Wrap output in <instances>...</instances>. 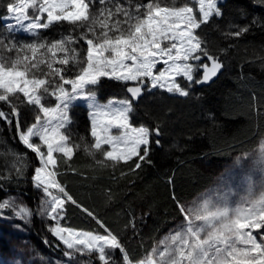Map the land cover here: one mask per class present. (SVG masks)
I'll return each mask as SVG.
<instances>
[{
  "label": "snow or ice",
  "instance_id": "6c2138e0",
  "mask_svg": "<svg viewBox=\"0 0 264 264\" xmlns=\"http://www.w3.org/2000/svg\"><path fill=\"white\" fill-rule=\"evenodd\" d=\"M257 6L264 7V0ZM6 11L0 17V123L14 131V142L35 154L38 166L28 179L41 195L34 209L15 196L0 199V218L9 210L25 223L33 216L51 221L48 231L58 243L49 246L60 249L63 259L47 264H264V129L256 133L255 146L236 158L247 181L245 194L217 187L184 200L173 191L181 220L159 239L149 237L147 246L136 223L147 213L137 217L127 210L124 230L130 235L123 238L60 179L77 172L71 162L78 151L101 168H119L120 176L152 164V145H160L162 131L158 124H133L138 102L160 93L189 97L194 85L221 73L241 37L257 27L264 30V18L249 19L242 11L244 23L229 22L221 31L233 43L214 48L209 33L220 29L221 0H9ZM64 24L70 26L66 33L45 35ZM21 34L30 39H18ZM256 60L264 69V46L248 62ZM102 80L123 85L125 94L102 101ZM77 107L87 109V136L75 131ZM22 113L32 120L22 122ZM254 114L264 121V106ZM0 157L6 158L0 190H6L3 182L24 179L30 163L27 152L11 147ZM173 183L169 176V186ZM69 204L102 232L63 226ZM132 242L139 255L129 248Z\"/></svg>",
  "mask_w": 264,
  "mask_h": 264
},
{
  "label": "trees",
  "instance_id": "16d2710c",
  "mask_svg": "<svg viewBox=\"0 0 264 264\" xmlns=\"http://www.w3.org/2000/svg\"><path fill=\"white\" fill-rule=\"evenodd\" d=\"M8 2L0 0V17L7 15ZM257 5L258 0L255 4L254 0H225L221 4L224 16L219 21L220 29L209 33L210 46L227 47L233 43L232 39L222 36L221 31L226 30L229 22L244 23L240 19L242 11H247L249 19L252 14L264 18V7ZM2 25L3 21H0V27ZM69 27L67 24L54 25L45 35L56 38L61 32L66 33ZM18 39L27 40L30 37L20 35ZM261 46H264V30L257 27L240 38L239 48L230 50L221 73L209 83L196 85L189 97L146 95L137 105L132 122L136 126L158 124L161 128L162 135L158 137L160 145H152V164L142 166L135 174L120 176L119 168H101L91 157L78 151L71 162L77 172L68 171L60 177L70 194L123 238L130 235V229L127 232L124 230L129 208L137 217L147 213L143 223L139 219L136 221L145 237V246L152 243L149 237L159 239L166 234L181 220L172 200V192L184 200L195 199L206 192L214 184L213 175L206 170V165L229 162L235 155H241L242 150L248 152L255 146L256 133L264 129V121L258 120L254 114V108L264 106V69L260 67L259 60L248 62ZM221 59L225 57L221 56ZM102 85L98 92L102 101L109 96L122 97L125 94L123 85L117 82L104 80ZM73 118L75 131L87 136V109L75 108ZM25 119L30 122L32 116L22 113V122ZM13 135L14 131L0 123V141L6 142H0V151L11 147L21 153L27 152L30 166L26 177L18 183L3 182L6 190H0V199L20 196L34 209L38 199L28 178L32 175L33 167L38 166V160L35 154L14 142ZM5 159L0 157V172L4 171ZM169 176L174 181L171 187L168 184ZM66 207L67 214L62 221L65 227L102 232L81 209L70 204ZM32 229L37 236H43L39 219L34 218ZM48 239L53 244L57 243L54 237L49 236ZM129 248L136 249L137 255L140 254L135 242L130 243ZM53 250L61 254L60 249Z\"/></svg>",
  "mask_w": 264,
  "mask_h": 264
},
{
  "label": "rangeland",
  "instance_id": "374dc122",
  "mask_svg": "<svg viewBox=\"0 0 264 264\" xmlns=\"http://www.w3.org/2000/svg\"><path fill=\"white\" fill-rule=\"evenodd\" d=\"M224 1L225 0H221V4H223ZM195 87L196 85L191 88V91H193ZM160 94L180 97L168 93ZM98 97L100 98L99 95ZM238 156L240 155H235L231 161L222 164L206 165V170L211 173L214 178V184L206 192L216 189L217 187H223L224 191H236L240 195L245 194L247 181L241 168L236 165V158ZM243 163L248 165L249 161L246 160ZM34 191L39 203L41 193L35 188ZM15 197H18L19 200L27 204L23 197ZM34 218L39 219L40 232L43 235L41 237L37 236L32 229ZM49 224H51V221L36 216L31 218V222L25 223L19 218H14L9 210H5V217L0 218V264H47L48 261L63 259L61 254L55 252L56 250H53V247L49 246L53 244V242L48 239L49 236L53 237L48 231ZM45 240L48 241V244H45ZM117 256H119V253H117ZM94 264H99V262L95 261Z\"/></svg>",
  "mask_w": 264,
  "mask_h": 264
},
{
  "label": "water",
  "instance_id": "95a60500",
  "mask_svg": "<svg viewBox=\"0 0 264 264\" xmlns=\"http://www.w3.org/2000/svg\"><path fill=\"white\" fill-rule=\"evenodd\" d=\"M143 98H144V97H143ZM143 98H142V99H143ZM138 104H139V102H138Z\"/></svg>",
  "mask_w": 264,
  "mask_h": 264
}]
</instances>
